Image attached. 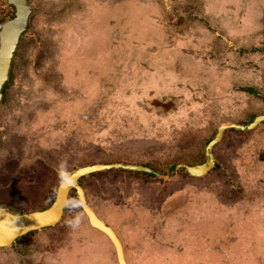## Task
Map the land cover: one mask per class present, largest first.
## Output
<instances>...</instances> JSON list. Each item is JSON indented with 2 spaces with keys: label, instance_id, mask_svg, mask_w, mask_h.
I'll return each mask as SVG.
<instances>
[{
  "label": "rangeland",
  "instance_id": "rangeland-1",
  "mask_svg": "<svg viewBox=\"0 0 264 264\" xmlns=\"http://www.w3.org/2000/svg\"><path fill=\"white\" fill-rule=\"evenodd\" d=\"M29 2L31 25L0 108V209L49 206L62 161L69 173L147 164L171 177L174 166L206 162L221 126H244L264 110V0ZM7 11L0 0V20ZM252 87L260 97L243 93ZM213 156L215 169L199 178L184 168L170 180L124 170L84 178L90 206L126 222L117 236L128 264H264V123L225 130ZM158 180L159 215H149L157 191L142 183ZM73 202L75 193L58 226L0 259L118 264ZM131 208L145 222L130 227Z\"/></svg>",
  "mask_w": 264,
  "mask_h": 264
},
{
  "label": "water",
  "instance_id": "water-1",
  "mask_svg": "<svg viewBox=\"0 0 264 264\" xmlns=\"http://www.w3.org/2000/svg\"><path fill=\"white\" fill-rule=\"evenodd\" d=\"M8 11L0 20V108L6 97L8 84L11 79L13 63L22 39L31 25L33 8L29 0H3ZM264 118H258L253 124L242 127L236 124H227L219 128L216 138L208 145L205 151L206 162L198 166L180 165L171 177L157 174L149 168L127 164L94 165L70 172V178L61 182L54 204L42 212L20 214L9 209H0V249L13 244L17 239L33 231L54 227L60 223L72 189L77 191V196L90 225L103 233L113 244L118 264H128L125 258L124 247L117 234L104 221L100 220L89 208L83 189L78 185V180L88 175L111 170H124L139 173L155 174L159 179L170 180L184 168L191 177L199 178L207 175L216 164L213 156V147L218 144L227 129L248 131L256 127Z\"/></svg>",
  "mask_w": 264,
  "mask_h": 264
},
{
  "label": "flooded vegetation",
  "instance_id": "flooded-vegetation-1",
  "mask_svg": "<svg viewBox=\"0 0 264 264\" xmlns=\"http://www.w3.org/2000/svg\"><path fill=\"white\" fill-rule=\"evenodd\" d=\"M3 6H2V10L1 11H3ZM2 13V12H1ZM257 87H252V88H246V90L243 92L244 94H247L248 96H253L254 94H258V96L260 97L261 96V93L260 92H258L257 93V91H259V90H257L256 89ZM242 93V92H241ZM242 93V94H243ZM241 94V95H242ZM258 97V98H259ZM252 99H253V97H252ZM264 118V110L261 112V114H258V115H256L255 117H254V119L250 122V123H247V124H245L244 126H242V125H239V124H236V125H239V126H242V127H247V126H249V125H251V124H253L258 118ZM262 123H264V121H262V122H260L256 127H254V128H252V129H250L249 131H251V130H253V129H255V128H258V126L259 125H261ZM233 130H235L234 128H233ZM215 139V138H214ZM213 139V140H214ZM213 140H211L210 141V143L213 141ZM215 146H217V144L215 145ZM215 146L213 147V149L215 148ZM150 152H153L152 150H150ZM155 153H157L156 151H154ZM148 156V155H147ZM216 160V159H215ZM148 162H150V161H148ZM205 163V162H204ZM204 163H200V165L201 164H204ZM216 164H217V162H216ZM216 164H215V167H216ZM180 165H182V164H180ZM180 165H177V166H174V168H173V170L175 171L176 170V168L178 167V166H180ZM196 165V164H195ZM93 166V165H92ZM196 166H198V162H197V165ZM88 167V166H87ZM143 167H146V168H149V169H151L152 171H154L155 173H157V174H159V167L157 168V169H155V168H151L152 166L151 165H147V164H144L143 165ZM215 167L213 168V169H215ZM182 169V168H181ZM181 169H179V171L181 170ZM212 169V170H213ZM179 171H178V173H179ZM128 172V171H127ZM131 173H135V174H141V175H143V174H146V175H149V176H152V177H154L155 179H157L158 177H157V175H153V174H147V173H139V172H131ZM127 174H129V173H127ZM161 174V173H160ZM92 175V174H91ZM91 175H88V176H86V177H89V176H91ZM84 178L85 177H83V178H81V179H79L78 180V185L83 189V191H84V193H85V196H86V201H87V205L89 206V208L96 214V216L100 219V220H102V221H104L111 229H113V231L114 232H116V234L118 233V232H122V223H123V225L124 226H126L125 224H126V222L124 223V222H122V223H120L119 221H114V220H119L118 218H120V216L116 219V218H114V216H113V214H110V212L108 211L107 212V210L106 209H104L103 208V211H104V214H103V212L101 213L100 211H99V209H98V211L96 210V208L95 207H91L90 206V204H89V202H88V197H87V195H86V190H85V188H84V186H83V180H84ZM194 178V177H193ZM131 180H133V178L131 177ZM143 186H145V189H144V191L147 189V190H149V188H151L149 191H152L153 190V188L154 189H156V191H157V195H156V198L154 197V199H156V201L157 202H155V200H149L150 202H149V204H148V206H149V208H150V210L148 211L149 213V215H152V214H154L155 216H156V214L157 215H159V211H157L156 210V208H157V205L159 204V202H158V199H157V197L159 196V187L158 188H155V186H158V184H159V180L158 181H156V182H154V181H151V182H146V181H144L143 183ZM61 185V184H60ZM60 185H59V187H60ZM135 186H137V184L135 185ZM59 189V188H58ZM148 191V192H149ZM58 192V191H57ZM72 193H75L76 194V196H77V191L75 190V189H72L71 191H70V193H69V198H68V202H69V200H70V197H71V194ZM151 193V192H150ZM56 197H57V193H56V196H55V199H54V201L51 203V204H49V206H47L46 208H44V209H42V210H40V211H36V212H42V211H45V210H47V209H49L53 204H54V202H55V200H56ZM77 199H78V203H79V206H80V208L83 210V208L81 207V205H80V202H79V198H78V196H77ZM131 199L132 200H135V198H133L132 196H131ZM137 199V198H136ZM68 202H67V205H66V208H65V211H64V214H65V212H66V210H67V206H68ZM131 203V202H130ZM129 206L131 207L132 206V203L131 204H129ZM3 209H6V208H3ZM152 209H155V210H152ZM10 211H12L13 209H9ZM131 210V212H130V214H132L131 216L132 217H130L129 218V220L127 221V223H129L130 224V227H134L135 225H137V224H141V223H143V222H145L144 220L146 219V216H148V215H145V216H143V214H142V209H140V214L136 211V210H134V209H130ZM129 210V211H130ZM134 210V211H133ZM132 211H133V213H132ZM83 212H84V210H83ZM33 213V212H32ZM21 214H26V213H21ZM27 214H29V213H27ZM64 214H63V217H62V219H61V221L63 220V218H64ZM84 214H85V212H84ZM86 215V214H85ZM140 215H141V217H140ZM87 216V215H86ZM60 221V222H61ZM151 224H154V222L153 223H151ZM156 224V223H155ZM59 224H57L56 226H58ZM56 226H54V228L56 227ZM137 227V226H136ZM136 227L133 229V231H137V229H136ZM151 228H153V225H151ZM45 229H41V230H38V231H33V232H43ZM96 230V229H95ZM32 232V233H33ZM31 234V233H30ZM30 234H28V235H26V236H24V237H21V238H19V239H25V238H27V236H29ZM118 235V234H117ZM19 239H17L13 244H11V245H9V246H7V247H4V248H1L0 250H3V249H5V248H14L15 247V243L19 240ZM122 242V241H121ZM125 244V243H124ZM123 243H122V245L123 246H125ZM44 252H46V251H44ZM43 252V253H44ZM16 253L18 254V255H23V251H21V250H17L16 251ZM124 253H125V251H124ZM36 254H40L39 252L38 253H36ZM35 255V254H34ZM30 256H32V257H30V259L31 260H26V262L24 263V264H45L44 262H42L41 261V259L40 260H36V258L34 259L33 258V255H30ZM8 261L7 260H2V259H0V264H5V263H7ZM55 262V261H54ZM54 262L53 261H48V262H46V264H54ZM20 264V262H16V264ZM61 264H63V262H61ZM64 264H67L66 262H64Z\"/></svg>",
  "mask_w": 264,
  "mask_h": 264
},
{
  "label": "clouds",
  "instance_id": "clouds-1",
  "mask_svg": "<svg viewBox=\"0 0 264 264\" xmlns=\"http://www.w3.org/2000/svg\"><path fill=\"white\" fill-rule=\"evenodd\" d=\"M59 176L62 181L70 178V173L67 171L64 162L62 161L59 165ZM71 209H75L79 207L78 202H73L69 205ZM81 222V216L79 214L72 216L68 221L67 224L69 227L75 228L77 227Z\"/></svg>",
  "mask_w": 264,
  "mask_h": 264
}]
</instances>
